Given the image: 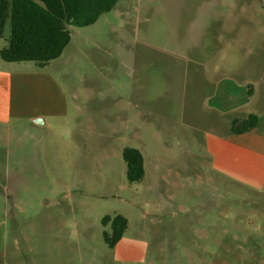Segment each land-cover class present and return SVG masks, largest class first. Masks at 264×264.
Segmentation results:
<instances>
[{
  "label": "rangeland",
  "instance_id": "374dc122",
  "mask_svg": "<svg viewBox=\"0 0 264 264\" xmlns=\"http://www.w3.org/2000/svg\"><path fill=\"white\" fill-rule=\"evenodd\" d=\"M68 29L59 57L18 63L56 81L63 113L0 124V264H264V182L220 172L207 145L234 114L210 99L220 81L251 85L236 114L264 109V0H120Z\"/></svg>",
  "mask_w": 264,
  "mask_h": 264
},
{
  "label": "crops",
  "instance_id": "0c3cea01",
  "mask_svg": "<svg viewBox=\"0 0 264 264\" xmlns=\"http://www.w3.org/2000/svg\"><path fill=\"white\" fill-rule=\"evenodd\" d=\"M18 63L21 62L0 58V124L63 113L64 96L56 81L45 72L25 70ZM249 97L246 87L227 79L220 81L210 99L222 110L234 112L228 120L230 126L248 114L257 115V121L246 132L212 135L207 145L216 169L260 189L264 182V109L243 115L235 112L240 105L250 102Z\"/></svg>",
  "mask_w": 264,
  "mask_h": 264
},
{
  "label": "trees",
  "instance_id": "16d2710c",
  "mask_svg": "<svg viewBox=\"0 0 264 264\" xmlns=\"http://www.w3.org/2000/svg\"><path fill=\"white\" fill-rule=\"evenodd\" d=\"M120 0H0V36L9 20L7 44L0 49V58L6 62L31 61L43 66L59 57L70 42L68 26L84 27L93 24L98 17L109 12ZM248 94L251 85L247 84ZM257 115L248 114L232 122L230 133L252 129ZM129 183L139 182L144 175L143 157L134 147L122 150ZM103 225L110 232H103V240L109 247L120 240L127 227V220L120 214L105 215Z\"/></svg>",
  "mask_w": 264,
  "mask_h": 264
},
{
  "label": "water",
  "instance_id": "95a60500",
  "mask_svg": "<svg viewBox=\"0 0 264 264\" xmlns=\"http://www.w3.org/2000/svg\"><path fill=\"white\" fill-rule=\"evenodd\" d=\"M32 121L36 124H44L45 123V120L42 116H36L34 118H32Z\"/></svg>",
  "mask_w": 264,
  "mask_h": 264
}]
</instances>
